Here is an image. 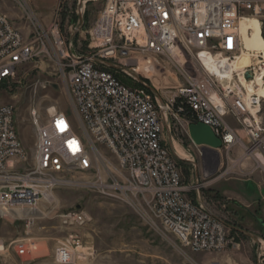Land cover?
I'll return each mask as SVG.
<instances>
[{
  "label": "built area",
  "instance_id": "built-area-1",
  "mask_svg": "<svg viewBox=\"0 0 264 264\" xmlns=\"http://www.w3.org/2000/svg\"><path fill=\"white\" fill-rule=\"evenodd\" d=\"M13 1L34 30L26 38L0 11V89L50 48L67 83L72 115L55 106L43 115L35 97L46 86L34 87L28 114L36 138L32 164L25 168L16 108L0 104V218L32 229L42 216L39 205L53 202L66 175L87 169L91 157L103 163L102 148L116 160L120 178H98L91 184L98 193L136 199L194 253L236 249L230 227L209 212L198 186L184 185L163 135L170 134L173 120L182 119L187 134L189 124H202L220 140L217 152L240 149L264 172V58L239 71L233 66L243 54L240 21L255 17L264 30V0H76L81 15L89 3L102 2L77 42L81 48L63 38L58 23L48 29L37 24L29 0ZM166 67H173L183 84L164 99L133 74L142 68L163 75ZM193 146L209 161L214 156L210 148ZM59 218L66 235L45 264H96L80 235L87 212L73 209ZM39 245L17 240L12 251L33 259ZM9 254L0 241V260Z\"/></svg>",
  "mask_w": 264,
  "mask_h": 264
},
{
  "label": "rangeland",
  "instance_id": "rangeland-1",
  "mask_svg": "<svg viewBox=\"0 0 264 264\" xmlns=\"http://www.w3.org/2000/svg\"><path fill=\"white\" fill-rule=\"evenodd\" d=\"M27 4L35 14L37 24L48 29L58 23L63 38H72L77 48H81L77 42L84 40L86 30L102 8V2L89 3L81 15L76 13V0H29ZM0 11L8 15L26 38L32 37L34 26L22 17L16 1L3 0ZM258 45L264 48L262 29L258 33ZM82 51L85 52L83 48ZM137 71L139 73L133 74L148 80V85L161 99L183 84L173 67L160 70L163 75L155 72L151 79L142 75L146 74L142 68ZM40 84L46 86L35 97L40 112L44 115L48 107L55 106L71 116L67 83L50 48L49 55L20 67L14 81L0 89V104L16 108L17 132L27 158L23 165L25 168L32 164L36 138L28 111L33 89ZM185 127L182 119L170 121L171 131L169 134L165 130L163 144L175 158L184 185L198 186L209 212L230 227L229 235L237 244L236 249L194 253L182 247L136 199L98 193L91 187L98 178H120L116 160L101 148L98 151L103 163L91 157L87 169L74 170L66 175L65 184L53 191V202L39 205L42 216L32 229L26 230L23 223L0 218V241L9 247L10 253L1 258L0 264L50 262L58 241L66 235L60 226L59 216L73 209H82L89 216V222L80 230V235L90 250L92 262L96 264H264V172L255 161L243 158L240 149H235L230 155L220 150L217 158L212 156L210 161L203 152L200 156ZM174 145L188 158L178 156ZM22 239H32L40 244V251L33 259L14 255L12 243Z\"/></svg>",
  "mask_w": 264,
  "mask_h": 264
},
{
  "label": "bare ground",
  "instance_id": "bare-ground-1",
  "mask_svg": "<svg viewBox=\"0 0 264 264\" xmlns=\"http://www.w3.org/2000/svg\"><path fill=\"white\" fill-rule=\"evenodd\" d=\"M251 17H243L239 24V32L242 39V47H243V54L236 60L233 64L235 70H241L244 67H247L253 63H250L251 60H256L259 58H264V48H259L258 45V33L261 31L262 26L261 23ZM257 20L258 22L255 23L254 21ZM146 74L144 75L146 78L151 79L152 74L149 69L144 70ZM136 73H139L137 69L135 70ZM174 151L176 154L182 158L187 159L185 153H183L177 145H174Z\"/></svg>",
  "mask_w": 264,
  "mask_h": 264
},
{
  "label": "water",
  "instance_id": "water-1",
  "mask_svg": "<svg viewBox=\"0 0 264 264\" xmlns=\"http://www.w3.org/2000/svg\"><path fill=\"white\" fill-rule=\"evenodd\" d=\"M246 77H249V74H247ZM188 136L194 145L203 146V151L209 150L207 148H210L209 151L217 158V150L221 149V142L213 135L208 127L192 122L188 125ZM238 231L243 233L241 230Z\"/></svg>",
  "mask_w": 264,
  "mask_h": 264
},
{
  "label": "trees",
  "instance_id": "trees-1",
  "mask_svg": "<svg viewBox=\"0 0 264 264\" xmlns=\"http://www.w3.org/2000/svg\"><path fill=\"white\" fill-rule=\"evenodd\" d=\"M143 82H147L146 80L142 79Z\"/></svg>",
  "mask_w": 264,
  "mask_h": 264
}]
</instances>
